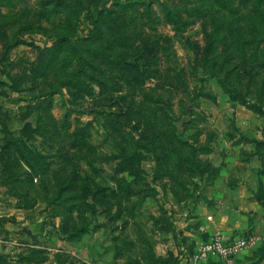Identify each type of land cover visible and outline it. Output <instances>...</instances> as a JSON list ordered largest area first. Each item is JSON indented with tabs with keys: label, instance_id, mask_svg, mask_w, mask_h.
Listing matches in <instances>:
<instances>
[{
	"label": "rangeland",
	"instance_id": "1",
	"mask_svg": "<svg viewBox=\"0 0 264 264\" xmlns=\"http://www.w3.org/2000/svg\"><path fill=\"white\" fill-rule=\"evenodd\" d=\"M219 226L264 256V0H0V264H193Z\"/></svg>",
	"mask_w": 264,
	"mask_h": 264
},
{
	"label": "built area",
	"instance_id": "2",
	"mask_svg": "<svg viewBox=\"0 0 264 264\" xmlns=\"http://www.w3.org/2000/svg\"><path fill=\"white\" fill-rule=\"evenodd\" d=\"M250 246H252V239L235 237L228 240L221 234L215 233L206 242L198 244L189 258L193 264L208 262L236 264L237 257Z\"/></svg>",
	"mask_w": 264,
	"mask_h": 264
},
{
	"label": "crops",
	"instance_id": "3",
	"mask_svg": "<svg viewBox=\"0 0 264 264\" xmlns=\"http://www.w3.org/2000/svg\"><path fill=\"white\" fill-rule=\"evenodd\" d=\"M251 217H253L252 215L248 218H246V220H249ZM204 224V223H203ZM210 225H202L201 228L199 229L201 233H206L207 231H210ZM220 229H221V234L223 235V237H225L227 239L228 236H233V234H231L228 230V228H223L221 226H219ZM237 229V228H236ZM236 235V233H235ZM228 237V238H230ZM200 242V241H199ZM197 244V242H196ZM264 244V243H263ZM252 251L253 252H250L252 253L251 255H249L247 257V253H243L242 256H240V264H264V256L263 254L260 256L259 253H258V250L256 247L252 248ZM245 257H247L246 259H244ZM243 259V260H242ZM182 264V263H181ZM208 264H214V263H208Z\"/></svg>",
	"mask_w": 264,
	"mask_h": 264
}]
</instances>
